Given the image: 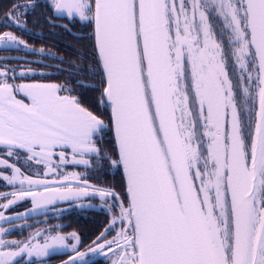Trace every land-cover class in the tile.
<instances>
[{
  "label": "snow or ice",
  "instance_id": "1",
  "mask_svg": "<svg viewBox=\"0 0 264 264\" xmlns=\"http://www.w3.org/2000/svg\"><path fill=\"white\" fill-rule=\"evenodd\" d=\"M30 6L15 3L5 19L25 28ZM52 6L93 28L94 87L107 119L70 88L15 83V69L0 67V181L15 189L0 192V209L91 196L110 220L87 251L75 232L43 243L40 232L0 238V264L47 256L69 240L76 243L63 264H90L96 254L110 264H264V0ZM17 46L28 48L0 34V48ZM94 160L122 170L123 195L64 171ZM11 219L0 211V221ZM7 231L0 227V237Z\"/></svg>",
  "mask_w": 264,
  "mask_h": 264
},
{
  "label": "flooded vegetation",
  "instance_id": "2",
  "mask_svg": "<svg viewBox=\"0 0 264 264\" xmlns=\"http://www.w3.org/2000/svg\"><path fill=\"white\" fill-rule=\"evenodd\" d=\"M13 2V0H11ZM15 3L21 4H29L27 12L30 15L35 16V12L37 11V4L39 2L43 3L48 2L50 6V15L47 11H41L40 14H44V18L39 20V24H36V20L32 26L26 25L25 28H17L15 25H11L10 21L5 19V16L11 11L13 5L8 4L6 9L2 5H0V34L3 32L10 31L18 38L26 41L28 48H24L23 46H17L14 48H0V67H6L8 69H15V73L17 75L15 83H32L39 82L44 84H59V82H67L69 77L72 78L77 77L80 83H82V78L84 77L81 74V68H83V64L75 65L69 64V57L67 51L69 49L68 46V30L74 34H79L77 28L82 29L86 22L80 21L79 18L70 19L66 17H58L54 14V7L51 10V6L53 5V0H14ZM11 5V6H10ZM23 11V10H21ZM25 20V16L21 18ZM26 21V20H25ZM5 25H10L5 27ZM58 30H61V37H58L54 33H58ZM84 35H90V33L81 32ZM49 42V45H48ZM81 46L82 43H80ZM72 46H75L74 44ZM59 47L60 49H58ZM82 48V47H81ZM34 49L35 51H32ZM40 49H43V52H40ZM85 52L84 59L88 61L86 67L89 66V58L86 50L80 49ZM83 57V55H82ZM82 59L81 61H84ZM93 63V62H92ZM95 66V64L93 63ZM85 67V68H86ZM21 70H32L28 76L20 77L19 73ZM79 73V74H76ZM13 73L10 72L11 76ZM93 79L98 77L97 75H92ZM86 78H91L88 76ZM11 82V81H10ZM65 88H68L67 84ZM66 94V93H61ZM71 95H74L73 93ZM75 96V95H74ZM80 166H74L72 168H78ZM36 169H33L35 171ZM10 174V173H6ZM14 189L12 186H7L5 182L0 181V191H8L11 192ZM81 209V208H77ZM72 210V209H71ZM16 211V205H13L11 208L7 210L8 215H12ZM70 211V210H69ZM68 212V211H66ZM48 219H53V215L51 211L44 213L40 216H44ZM16 221V219L6 221L5 224H9ZM50 224H53L51 222ZM13 232L16 234V228L13 229ZM93 242V241H92ZM92 242L87 246H82L80 243V249H88V247L92 244ZM69 252L68 258L73 255L72 251H64L57 253H66ZM99 257L105 258L107 261V257L105 255H96L90 261L97 259ZM62 262V261H61ZM60 263V262H59ZM58 263V264H59Z\"/></svg>",
  "mask_w": 264,
  "mask_h": 264
},
{
  "label": "trees",
  "instance_id": "3",
  "mask_svg": "<svg viewBox=\"0 0 264 264\" xmlns=\"http://www.w3.org/2000/svg\"><path fill=\"white\" fill-rule=\"evenodd\" d=\"M11 0H0V5L6 9V6L8 4H14ZM39 2L37 4V11L34 15H30L27 12V15L25 16L26 25L32 26L34 23V20H36V24H39V20L44 18V14H40L41 11H47L49 12L48 15H50V6L49 3H43ZM10 5V6H11ZM51 10H53V6H51ZM79 31V34H74L71 31L68 30V46L69 49L67 51L68 57H69V64H75L80 65L83 64V68H80L81 74L84 76L82 78V83H80L77 77L72 78L69 77L67 82H59L57 85L62 86H68L70 88L71 94L73 93L75 96H77L81 102V104L84 107L89 108L90 110L96 112L97 114L103 113L105 119H107V113L104 112V109L100 106H98V100L99 97V91L96 87L99 84V76L93 79L92 75L94 74L93 69L96 67V62L94 59L93 49H94V38L92 37L93 28L86 22L84 27L82 29L77 28ZM90 33V35H82L81 32ZM58 37H61V30H58V33H54ZM83 46H81V44ZM75 46H72V45ZM49 45V42H48ZM86 50L88 53L89 60V66L90 68L86 67L88 64V61L84 59V55L86 54L80 49ZM60 49L59 47H57ZM83 55V57H82ZM86 56V55H85ZM84 59V61H81ZM95 66L93 65V63ZM86 67V68H85ZM79 74V73H76ZM88 76H91V78H86ZM82 85H89V87H83ZM104 144L106 147L112 146V136L110 133L104 134ZM82 170V169H80ZM84 171V170H82ZM91 177L90 183L93 185H99L103 187H112L115 189V191L121 195H123V175L122 170H116L112 169L107 162L101 161V164L95 169H92V172L89 173ZM109 215L107 211L101 210V209H95V208H73L72 210L64 213V222L66 223V229L67 231L75 230L77 231L79 237H80V243L82 246L89 245L92 241H95L96 238L99 236V234L104 231V229L107 227L108 221H109ZM70 253H52L50 254V257L60 259L61 261L68 260V255ZM90 264H110V261L106 260L103 257H99L97 259H94L90 261Z\"/></svg>",
  "mask_w": 264,
  "mask_h": 264
},
{
  "label": "rangeland",
  "instance_id": "4",
  "mask_svg": "<svg viewBox=\"0 0 264 264\" xmlns=\"http://www.w3.org/2000/svg\"><path fill=\"white\" fill-rule=\"evenodd\" d=\"M20 39V38H19ZM105 145V144H104ZM101 164V162H99ZM97 162L94 160L93 161V167L91 169L86 170L83 166L76 168L74 165H68L64 171L66 172H80V173H85L86 178L88 182L91 181V175L89 173L92 172V169H95L99 166ZM84 171H82V170ZM114 170V168H112ZM92 184V183H90ZM93 185V184H92ZM99 186V185H95ZM18 187V185H17ZM103 187V186H99ZM107 188V187H104ZM15 190V189H12ZM1 192V191H0ZM8 192V191H4ZM11 198V197H9ZM5 201L3 199H0V203H4ZM32 204L30 199L21 201L16 204V211L10 215L12 217L11 220L16 219V221L5 224L6 221H0V227H4L5 229L9 230L6 232V234L3 238L7 241H25L28 240L30 237L34 236L37 232L42 233V235L38 238L40 239V242L43 243V238L44 236L47 235H55L57 232L62 233L64 235H68L70 233L75 232L77 235V231L72 230V231H67L66 229V223L63 221L64 218V213L66 211H69L73 208H95V209H101L104 211H107L109 215V220H110V214L108 212V209L104 206V202L101 201L98 197H87V198H80L79 200H72V201H58L55 205H47L41 208L36 209L35 211H32ZM8 210V209H7ZM7 210L0 209V211H4L6 216H9L7 213ZM48 211L52 212L53 219H46L45 215L40 216L44 213H47ZM53 222V224H50ZM16 228V234L13 232V229ZM114 235V233H113ZM79 236V235H78ZM111 238V236H109ZM75 240H69L68 248H63V249H55L53 251H50L47 256L44 257H32L31 259L28 258L26 255L23 257V264H58L60 262V259L57 258H52L50 257L51 253H57V252H64V251H71V245L75 244ZM80 242L78 244L79 250L80 251H87V249H80ZM98 255V254H96ZM93 255L89 258L91 260L94 256Z\"/></svg>",
  "mask_w": 264,
  "mask_h": 264
},
{
  "label": "water",
  "instance_id": "5",
  "mask_svg": "<svg viewBox=\"0 0 264 264\" xmlns=\"http://www.w3.org/2000/svg\"><path fill=\"white\" fill-rule=\"evenodd\" d=\"M54 14H55L56 16H58V17H66V18H68L67 16H64V15H61V14L56 13V12H55V9H54ZM65 261H67V260H65ZM63 262H64V261H63ZM63 262H61V263H59V264H63Z\"/></svg>",
  "mask_w": 264,
  "mask_h": 264
},
{
  "label": "crops",
  "instance_id": "6",
  "mask_svg": "<svg viewBox=\"0 0 264 264\" xmlns=\"http://www.w3.org/2000/svg\"><path fill=\"white\" fill-rule=\"evenodd\" d=\"M52 254V253H51Z\"/></svg>",
  "mask_w": 264,
  "mask_h": 264
}]
</instances>
